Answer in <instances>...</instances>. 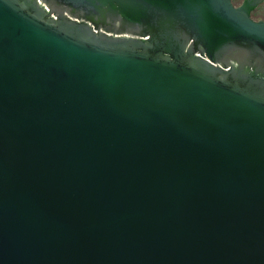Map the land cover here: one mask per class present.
<instances>
[{
    "label": "water",
    "instance_id": "water-1",
    "mask_svg": "<svg viewBox=\"0 0 264 264\" xmlns=\"http://www.w3.org/2000/svg\"><path fill=\"white\" fill-rule=\"evenodd\" d=\"M254 0H0V264H264Z\"/></svg>",
    "mask_w": 264,
    "mask_h": 264
},
{
    "label": "flooded vegetation",
    "instance_id": "flooded-vegetation-1",
    "mask_svg": "<svg viewBox=\"0 0 264 264\" xmlns=\"http://www.w3.org/2000/svg\"><path fill=\"white\" fill-rule=\"evenodd\" d=\"M244 0H232L235 6L241 5ZM254 8L251 10V17L254 19H264V0H254Z\"/></svg>",
    "mask_w": 264,
    "mask_h": 264
}]
</instances>
